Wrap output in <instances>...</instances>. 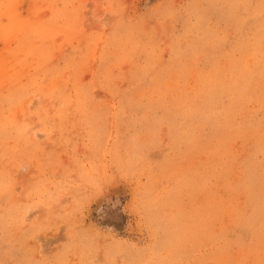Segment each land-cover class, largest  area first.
I'll return each mask as SVG.
<instances>
[{
	"label": "rangeland",
	"instance_id": "374dc122",
	"mask_svg": "<svg viewBox=\"0 0 264 264\" xmlns=\"http://www.w3.org/2000/svg\"><path fill=\"white\" fill-rule=\"evenodd\" d=\"M0 264H264V0H0Z\"/></svg>",
	"mask_w": 264,
	"mask_h": 264
},
{
	"label": "bare ground",
	"instance_id": "6f19581e",
	"mask_svg": "<svg viewBox=\"0 0 264 264\" xmlns=\"http://www.w3.org/2000/svg\"><path fill=\"white\" fill-rule=\"evenodd\" d=\"M30 22H31V20H30ZM33 23V22H32ZM38 23V22H37ZM32 26V25H31ZM37 26V25H36ZM205 211V210H204Z\"/></svg>",
	"mask_w": 264,
	"mask_h": 264
}]
</instances>
